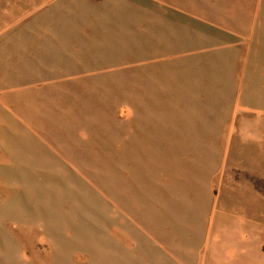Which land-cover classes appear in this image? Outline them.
<instances>
[{"label":"rangeland","instance_id":"1","mask_svg":"<svg viewBox=\"0 0 264 264\" xmlns=\"http://www.w3.org/2000/svg\"><path fill=\"white\" fill-rule=\"evenodd\" d=\"M0 264H264V0H0Z\"/></svg>","mask_w":264,"mask_h":264},{"label":"crops","instance_id":"2","mask_svg":"<svg viewBox=\"0 0 264 264\" xmlns=\"http://www.w3.org/2000/svg\"><path fill=\"white\" fill-rule=\"evenodd\" d=\"M190 11V10H189ZM191 13H193V8H192V10H191Z\"/></svg>","mask_w":264,"mask_h":264}]
</instances>
